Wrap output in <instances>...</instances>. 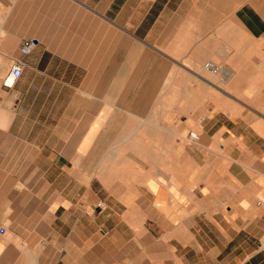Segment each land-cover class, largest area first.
I'll use <instances>...</instances> for the list:
<instances>
[{"label": "crops", "instance_id": "obj_1", "mask_svg": "<svg viewBox=\"0 0 264 264\" xmlns=\"http://www.w3.org/2000/svg\"><path fill=\"white\" fill-rule=\"evenodd\" d=\"M0 29V264H264V0H0Z\"/></svg>", "mask_w": 264, "mask_h": 264}, {"label": "built area", "instance_id": "obj_2", "mask_svg": "<svg viewBox=\"0 0 264 264\" xmlns=\"http://www.w3.org/2000/svg\"><path fill=\"white\" fill-rule=\"evenodd\" d=\"M1 35H2V33H1V29H0V39H1ZM33 45H34L33 39H25L22 42L19 50L22 54H27L32 49ZM203 68L206 71H209L211 73H218L221 71L220 66L211 60L205 61L203 63ZM21 71H22V67L18 63V61L15 59L13 65L10 69L9 74L3 80V84L5 86H8V87L11 86L14 83V81L19 77V75L21 74ZM188 138H190L193 141H196V140H198V134H196L194 131H190L188 133ZM96 206L99 209L105 208V204L101 201L97 202Z\"/></svg>", "mask_w": 264, "mask_h": 264}]
</instances>
